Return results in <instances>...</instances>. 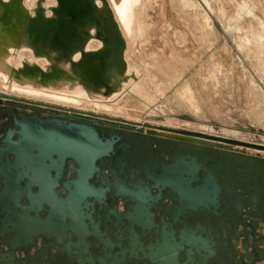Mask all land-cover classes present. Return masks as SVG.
<instances>
[{
    "label": "water",
    "instance_id": "obj_1",
    "mask_svg": "<svg viewBox=\"0 0 264 264\" xmlns=\"http://www.w3.org/2000/svg\"><path fill=\"white\" fill-rule=\"evenodd\" d=\"M7 3L11 5L8 11L12 21L19 19L15 9L20 6V1L9 0ZM77 4H80L77 0H56L50 7V15L36 8L34 16L27 18L20 29L51 30L62 34L74 29H92L97 22L94 24L95 19L90 16L79 18L86 11L76 10ZM0 24L14 25L1 18ZM103 28L114 29L110 25H103ZM56 49H63L61 41H53L48 51L55 56ZM97 61L101 67L102 61ZM8 100L39 104L0 93V104ZM14 119L20 126L19 137L12 139L14 131L10 130L0 142V264H129L135 260L132 256L135 244L128 234H114L118 243L127 241L128 255L112 253L119 244L101 237L91 219L86 223L85 216L80 214V202L88 196L102 205L99 190L89 183L88 176L98 169L96 161L112 150V141H104L94 126L65 125L59 120L42 123L35 117ZM120 121L127 123L125 119ZM167 129L170 134L156 130L147 132L206 145L239 144L264 149V145L236 138ZM178 157L163 180L164 189L173 195L176 205L163 210L165 216H161L160 223L155 225V243L150 241L149 214L146 220L133 219L146 238L140 250L147 264H256L264 258V254L256 255L253 247L254 240L264 236V225H261L264 221L263 164L252 162L246 168L231 170L219 162L217 167L222 168V172L218 173L195 156ZM65 158L76 160L80 169L74 189L62 199L55 187ZM51 168L55 172L53 175ZM194 182L196 186L192 185ZM105 217L113 227H118V222H114L108 213ZM125 219L122 225L134 224L129 216ZM188 219L194 220L195 224L186 225ZM241 236L246 238L236 250V242ZM91 247L100 252L95 260L88 256ZM249 248H253V253L248 252ZM25 251L28 252L26 258L17 254ZM229 254L234 259L228 260Z\"/></svg>",
    "mask_w": 264,
    "mask_h": 264
},
{
    "label": "bare ground",
    "instance_id": "obj_2",
    "mask_svg": "<svg viewBox=\"0 0 264 264\" xmlns=\"http://www.w3.org/2000/svg\"><path fill=\"white\" fill-rule=\"evenodd\" d=\"M0 1H3V3L0 2V18L2 20L8 19L14 24L11 26L9 24L8 27L0 24L1 94L61 107L87 109L96 114L104 112L105 109L111 105L114 106V109L107 108L106 110L109 112L104 116L113 119L117 117L129 119L131 114L126 108L130 103H128V101L131 100V91H129V89L135 91L137 89H142L143 85L141 79L144 76V78L147 79V83L154 84V93L160 94L166 92L164 90H167V87L172 84V87H174L177 86L179 81H182L178 84L174 92V95L179 98L180 102L188 106L189 102L187 98H190V100L197 101L199 105L204 106L210 103L212 95L209 93V87L206 83L207 80L205 76H202L205 74L203 72V67L191 74L188 78L185 77L188 64H195L198 57L203 58V49L206 47L211 48L212 52L209 53L210 56H208L213 64L207 76L214 79V84L218 86L219 90H222V87L219 85L220 79L222 78L223 81H225L229 93L232 94L234 92L232 67L228 66L223 55L213 48L215 43L213 44L211 40L217 38L215 27L210 14L203 9L202 4L197 0H169L171 6L177 3L178 7L183 12H187L186 16L192 17L193 15L194 21L199 25V29H197V32L187 28L186 30L189 31L191 38L196 40L194 41L196 43H186V45H183L182 49H178L177 51L162 50L159 52V50L155 48L150 54H141L143 58L139 62V65L136 64L133 59V55L136 54L133 48L137 47L134 45L137 44V42L139 43L140 40L144 43L150 40V35L154 27L148 24L145 18V20L141 21L143 27L140 29V17L138 13L141 9H143L144 12L145 10L148 11L146 7L150 6V0H113V3L111 0H103L104 2L101 0H77L80 4H77L78 6H76L75 9L81 13L86 11L82 13L79 18L90 16L95 19L94 24L97 22V25H94L92 29H74L73 31L70 30L63 34L51 30L20 29L21 27L23 28V24L26 23L27 18L30 19V16H34L36 8L40 11L45 10L46 15H50V7L56 4V0H19L20 6L15 9L19 15V19H13V21L12 15H10L11 13L8 11L11 2L8 4L7 2L9 0ZM204 2L210 9L208 10L212 12L211 10H213V8L211 1L204 0ZM5 3L7 4L4 5ZM143 3H145V5H143ZM163 6H165V4ZM219 10L220 14L224 16L225 12L223 8H219ZM169 12H171V10ZM182 16L183 15H181V17ZM103 25L106 27L110 25L114 29H104ZM164 27L166 28V25ZM238 29L241 30L240 28ZM183 30H185V28ZM237 30L235 32H237ZM163 31H166V29ZM141 35L142 37H138ZM254 35L257 36V39L254 40V48H248V42L252 41L248 40V38L246 40L244 37L238 43L239 47L241 50L248 48V53L254 52L257 57H259L258 59L264 60V43L261 41L262 38H260L262 34L257 32L254 33ZM176 36H174V40ZM179 36L180 35L177 37ZM185 36L183 38L187 39ZM137 37L140 39H137ZM156 37L160 38L159 36ZM170 38L169 40H171ZM53 41H61V46L63 48L61 50L56 49L54 51L55 56H53L52 52L50 53L48 51L49 47L53 46ZM151 42L150 40V43ZM160 42L162 43V41ZM152 44L154 43L152 42ZM176 45L174 48L177 47ZM129 50H131V53H129ZM180 51H183V53H180ZM62 55L63 57H61ZM98 59L102 61L101 67H99ZM176 61L180 62V64H176ZM174 62L177 74L176 76H171L167 64ZM141 72L143 76L140 75ZM178 72H181L183 77H179ZM169 76H171V78ZM201 77H204V80ZM211 88H213V86ZM163 94L162 96H164ZM139 103L143 104L145 102L139 100ZM238 103L239 102H237V104ZM140 105L138 107H140ZM145 105L147 104L145 103ZM210 106L213 105L211 104ZM145 109L146 108H144V110ZM162 122H164L163 127L169 126L174 129H184L168 125L173 123V121L163 120ZM165 123L168 124L165 125ZM156 131L163 134L171 133L165 130ZM178 136L181 135L178 134ZM195 139L207 141V139L203 137H195ZM260 149L262 150V148Z\"/></svg>",
    "mask_w": 264,
    "mask_h": 264
},
{
    "label": "flooded vegetation",
    "instance_id": "obj_3",
    "mask_svg": "<svg viewBox=\"0 0 264 264\" xmlns=\"http://www.w3.org/2000/svg\"><path fill=\"white\" fill-rule=\"evenodd\" d=\"M33 117L42 123L59 120L65 125L94 126L104 141H112V150L96 161L98 169L88 176L89 183L99 190L98 195L102 205L99 206L93 198L88 196L80 202L82 211L79 213L85 216L86 223H90L89 219H91L94 229L112 244L118 243L114 238L115 233L122 236L128 234L131 237L132 244H135L132 255L135 260L129 264H147L140 250V247H144L146 238L141 235L140 228L133 219L141 217L146 220V215L149 214L151 217L149 218L150 241L155 243L157 238L155 225L160 223L161 216H165L163 210L176 205L173 195L164 189L163 180L165 176H168L169 168L178 160V155L195 156L198 161L204 162L218 173L222 172V168L217 167L219 162H222L223 166H229L231 170L246 168L252 162L262 163L257 159L258 155L262 153L248 152L246 147H244L246 149L237 150L235 145L231 144L206 145L154 135L136 128L131 123L103 119L97 114L73 108L44 106L13 100L0 104V142L10 130L14 131L12 139L15 140L19 137L20 126L14 118L21 120ZM94 119L97 121L94 122ZM245 159L249 160L247 164L240 163L238 165L237 161L241 162ZM234 165L235 168H233ZM52 169L50 172L53 175L55 172ZM79 169L80 165L76 160L64 159L58 185L55 187L58 196L62 199H65L70 190L74 189V182L79 179ZM192 185L196 186L197 183L194 182ZM158 208H161V211H158ZM106 213L114 222H118V227H113L106 221ZM125 216H129L134 224L132 223L131 226L122 225L123 222H126ZM185 223L194 225L195 221L188 219L185 220ZM236 233H239V229ZM118 244L119 247L111 252L127 254L130 248L127 241H121ZM90 249L92 251L88 256L92 260L100 256L99 251L92 247ZM17 254L25 258L28 256L26 251Z\"/></svg>",
    "mask_w": 264,
    "mask_h": 264
},
{
    "label": "rangeland",
    "instance_id": "obj_4",
    "mask_svg": "<svg viewBox=\"0 0 264 264\" xmlns=\"http://www.w3.org/2000/svg\"><path fill=\"white\" fill-rule=\"evenodd\" d=\"M197 1L200 2L203 9H205L210 14L215 27L214 29L216 31L217 38L211 40L213 44L215 43L213 48H215L218 53H221L223 58H225V61L228 63L227 65L232 67V74L234 76L232 79L234 81V92L232 94L229 93L225 81H223L222 78L220 79L221 81L219 83V85L222 87V90H219L218 86L214 84V79L207 76L210 72V69H212L213 64L209 59V53L212 52L211 48L206 47L203 49V58L198 57L195 64H188L185 78H188L191 74L203 67V72L205 74L202 76H205V79L207 80L206 83L209 87V93L212 95L209 104L201 106L198 104L199 102L192 101L190 98H187V101L189 102L188 106L181 103L179 98L174 95V92L178 87V84H180L182 81H179L177 86L172 87V84L171 86L167 87V90H164L166 92H163L164 94L162 93L164 96H162L160 93H154V84L147 83V79L144 78L141 72L140 75L143 76L141 79L143 88L137 89L136 91L129 89V91H131V100L128 101V103L130 102L132 104L127 103L129 106L127 105L126 108L131 114L130 118L125 119L123 117H117L116 119L112 120L120 121L121 119H125V122L131 123L136 128H140L144 131H151L155 129L169 131L167 128L172 127L167 126L166 129L161 128V126L163 127L164 125V122L162 121H173V123L167 124L175 128H184L196 132H206L210 134L236 138L239 140L243 139L242 141H249L264 145V60L258 59L259 57H257L254 52L248 53V48H254V40L257 39V36L254 35V33L259 32V34H262L260 38H262L261 41L264 43V0H210L213 8V10H211L212 12L209 11L210 9L204 0ZM145 3H143V5H145ZM164 4L166 8L163 6ZM219 8H223L225 12L224 16L220 14ZM146 9H148V11L145 10L144 12L143 9H141V11L138 13L140 17L139 25L141 29L143 27L141 21L145 20L146 18L148 24L154 27L150 35V40L154 44H152V42L150 43V40H148L146 43L143 41L141 42L140 40L139 43L137 42V44H133L134 46H137L136 48H133V51L136 53L133 55V59L135 60L136 64L139 65V62L143 58L142 55L150 54L155 48L158 49L159 52L162 50L177 51L178 49H182L183 45H186V43H196L194 42L196 40L191 38L190 33L188 30H186V28L197 32L199 25H197L194 21L193 15L192 17L186 16L187 12H183L178 7L177 3L174 4V6H171L169 0H150V6H147ZM170 10L171 12H169ZM181 15L183 16L181 17ZM165 25L166 28L164 27ZM184 28L185 30H183ZM162 29H166V31L168 30L167 33ZM235 29H238L239 31L237 30V32H235ZM175 31L177 36L180 35L179 37L176 36ZM183 35H187L185 36L187 39L183 38ZM156 36H159L160 38ZM174 36H176L175 40L173 39ZM138 37H142V35ZM138 37L137 39H140ZM243 37L246 38V40L248 38V40H251L252 42H248L249 46L247 49L241 50L238 43L241 41V39H243ZM169 38L171 40H169ZM159 40L162 41V43ZM173 42H176L177 45ZM175 45L177 47L179 46L180 48H174ZM165 46H167L169 49ZM129 53H131V50H129ZM180 53H183V51H180ZM176 64H180V62L176 61ZM174 65L175 62L167 64V68L169 69L171 76H176L177 74V70ZM178 73L179 77H183L181 72ZM171 76L169 77L171 78ZM201 78L204 80V77ZM210 86H213V88ZM139 100L144 101L147 105H145V103H139ZM237 102L239 103L237 104ZM41 103L42 102H39L38 105H53ZM211 104L213 106H210ZM139 105L140 107H138ZM113 107L114 106L109 105L107 108L113 110ZM144 108L146 109L144 110ZM73 109L84 111L90 114H96L95 112L88 111L87 109ZM106 109L102 113H97V115L100 114L98 116L103 119L107 118L104 116L109 112ZM167 124L165 123V125ZM234 147H236L235 149L237 150H240L241 148H247L246 150L248 152L264 154V149H262V151L260 148H251L249 146H245L246 148H244L243 145L239 144Z\"/></svg>",
    "mask_w": 264,
    "mask_h": 264
},
{
    "label": "crops",
    "instance_id": "obj_5",
    "mask_svg": "<svg viewBox=\"0 0 264 264\" xmlns=\"http://www.w3.org/2000/svg\"><path fill=\"white\" fill-rule=\"evenodd\" d=\"M258 155V154H256ZM259 157L257 158L258 160H260L264 166V154H259L258 155ZM238 162V165H240V163H244V164H247V162H249V160H242L241 162L240 161H237ZM233 168H235V165L233 166ZM261 225H264V221H262ZM246 237L245 236H241L239 239H238V242L236 243V247L237 249L240 248L242 246V241L245 239ZM264 236H260L258 239L254 240L256 243L253 244V247L255 249V254H261L263 255L264 254ZM258 243V244H257ZM249 253H253V248H249L248 250ZM234 259L233 256H231L229 254L228 256V259ZM240 259H236V261H238ZM256 264H264V258H262L260 261L256 262Z\"/></svg>",
    "mask_w": 264,
    "mask_h": 264
}]
</instances>
